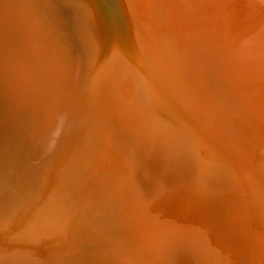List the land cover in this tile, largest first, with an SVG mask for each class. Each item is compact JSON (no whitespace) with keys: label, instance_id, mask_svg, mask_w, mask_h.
Wrapping results in <instances>:
<instances>
[{"label":"rangeland","instance_id":"obj_1","mask_svg":"<svg viewBox=\"0 0 264 264\" xmlns=\"http://www.w3.org/2000/svg\"><path fill=\"white\" fill-rule=\"evenodd\" d=\"M40 1L41 0L37 2ZM102 1L107 2L104 4ZM108 1L109 0H55V4L49 2L50 6H48V0L47 2L46 0H42L40 2L41 5L38 3L41 8L44 9L43 5H45V9L47 7H49V9L47 8L48 10H43L41 12L38 11L41 9L39 8V5L36 8L32 7L33 9L30 6H19V8H29L30 10H28L30 13L35 12L39 14L38 19H36L30 17V14L27 13L26 15H23L21 20H27V22L31 23V21L39 22L41 19V21H43L42 28L44 29V27H46L47 29V32H44L47 37L45 39L46 44L44 46L46 47L48 53L46 52V49L44 50V48H42L41 51L43 52V56L40 55L42 58V64H44V67L46 68V73L37 75L38 82L41 81L40 79H42V82H46L47 86L45 87L46 89L41 88L38 90L37 96L33 98L29 97L28 93H21L22 100H20L17 103L18 106L15 107H12L10 102L5 99L4 95L7 93L4 92L3 94L2 92L3 98H1L2 100L0 101V117L2 118L8 116L7 118H9V121L0 127V136H2L0 137V149L3 147L10 150L12 148L10 150L12 154L10 155L11 158L9 156V159H6L0 163V204L7 200L11 196L10 194H13V192L16 193L13 194L12 200L7 205V207L0 208V264H99V262L101 264H149L151 262L153 264H159L157 254L153 256L148 253L149 255L146 257L141 251L144 248H147L148 252H156L159 248L157 238H160V234H163L162 232L164 231L159 227V225L162 224L165 228H169L170 230L177 226H181V224H183L182 222L185 206L186 213L188 214L189 211H193L194 206L200 208V201L204 208H211L210 211H213L214 208L217 210H214L215 213L209 212L207 215V223L209 221L214 227L211 228V225L208 226L205 224L200 228L201 232L209 239V243L212 244V247L217 243V240L222 238L221 240L224 239L223 241L228 244V248L232 249V252L237 250L235 254L231 252V258L224 263H222L223 261L221 260L219 262L217 257L211 256L210 264H264V175L257 176L255 174V168L252 164L255 159L253 155L251 156V153L256 151V149H260L258 145H254L256 143L253 141H264V128L260 124L261 122L258 121L253 115L249 116L253 119V123L249 120H246L244 117H242L244 120L239 119V115L235 106L231 105L232 103L230 98L231 93H235L243 99H246L253 110L264 114V107L262 106L263 104L260 95L253 93L250 91V89H247L246 93L240 94L237 91V88L241 86L236 87L240 84H237L236 79H239L242 72L246 76H251L254 86L264 92V65L262 64L261 57L263 54L264 58V0H185L187 4L192 5L194 8L197 22L199 24L203 23L205 26H207L210 33L212 48H207L203 40L204 44L202 51H194L196 58L200 60V62H198L194 57L195 63L194 60L190 58V55H193L191 46H183L182 43H178L175 36H173L176 35V33L170 34L166 30L168 28L170 31L175 32L174 29H176L174 24L171 22V19L174 20L175 18L173 14L176 13L173 12V14H170V12H167L166 9L167 3L173 4L172 2L170 3V0L168 2L166 1L167 3L165 5L161 3L160 0H138L139 4L136 8L133 4L131 5L130 1L132 0H110V4ZM115 1H117V5L112 4V2L115 3ZM3 2L6 4L8 2L12 3L13 1L11 2V0H2L0 4V17L2 16L0 20V30L3 33L2 35L0 32V36H2L0 39L4 38V41L2 40V42H0V57L2 60H25L27 63L33 62L32 59L34 58L39 59L40 56L37 57L35 49L21 44L19 42L20 40H18L14 34V31H16L14 28H16V26L12 23V21H15L16 18L19 21V17L21 16L16 10L18 9V6H12L10 8V5L7 4L6 8ZM44 2H46V4ZM67 3H76L83 7L85 6V9H83L82 12L84 11V14H88L86 18H82L84 23L88 26L85 32V37L91 46V50H93L92 47L96 49L97 55L94 59H92L93 61L90 63L88 71H91L92 74L94 73V78H98V87L103 86L101 88L104 89L107 86V83L109 88L115 85V83L120 85L130 81L131 77H129L126 72L128 70V66L132 69V65L134 66V64L135 68L139 70V73H141V66L143 64L146 65L151 80L158 84L156 78L152 79V75L155 73L153 70L155 69L158 73V76L160 77V80L165 82L170 87V89L172 88L177 95H180L181 99L182 96L185 98V94H188L193 100L196 101L197 104L200 103V108L203 110L201 112L204 114V118L210 121L209 123L212 133L217 136L218 139H220V141L215 144V148L217 150L216 157H220L219 160L221 162H227L232 166L235 165L237 161H240L244 164L248 163V169H250L251 176L247 173L243 175L242 171H239L240 176L243 177V181L246 183L241 185V189L232 196V198L236 197L240 195L244 189H246L245 194L247 198L253 201L252 206H250L252 201H249L250 204L248 205L246 203L245 205L243 204V207L247 205L245 208H243L245 214L247 215H245V217L243 216L242 219L246 218L254 233L252 235V240L248 239V245L246 244V241L244 242V236L247 238L246 232L239 223L232 222L228 225L227 222V224L218 223L215 225L213 222H216V219L223 214L224 209L222 210V208L224 207L225 203L226 207H232V203L226 202L227 199L219 193V190L224 191L226 188V190L232 188V184L231 182L229 183V179L226 178L223 180L227 172L222 170L224 173L223 176L222 174H220L221 176L219 175L220 177L214 175L215 180L211 178L213 180L211 186L213 189H219L218 191H210V189L204 190L202 188L203 192H201L195 186V188H192L191 185V187L186 188L184 191H182V193H179V190L177 189L181 185H184V182L195 181L191 180L190 176H188L189 178H186V176L183 177L180 175L179 171L174 170L178 167H176L177 164L180 165V161H184L187 158L186 154L188 153L179 149L180 151L175 150V152H173L174 155H172L174 157L169 153V151L167 153L165 152L158 154L157 156L155 153H152L151 155L149 154V156L145 158L144 166L140 169V171H138V169L136 171V166L129 159V155H127L124 150L126 145L130 144L128 142L129 140H127V135H125L126 133L121 135L120 133L122 132L119 126H116L117 124L114 125L115 123H111L109 120H106L105 122L96 120L92 126L84 128V123L81 121L76 123L75 120H73L74 117H72L73 121L71 120V122V114L68 113L61 122L62 132L59 131L61 138L58 137L55 139L57 134L53 137V139H55L54 142L57 140V143L55 142L56 144H53L54 147L52 148L54 149H52L50 146L48 151L43 153L44 155L33 156V159L35 160L34 163L36 164L32 162L28 165H31L30 168L32 167V169H34L35 165H40L41 167L39 168L36 166L37 169L39 168V170H37L35 167V173L33 171V180L35 181L33 183L34 185L31 186L33 189L30 187L26 191L20 190L17 192L18 189L16 190L14 188V184L17 182L15 178L16 174H19L17 176L20 177L21 173L28 174L31 170L27 171L28 168H26V165L23 164L25 161L24 158L27 154L23 135L17 138V133L14 132L15 130L12 131L11 128H14V123L19 120L24 122L25 125L29 126L34 125L35 122L39 123L43 118H46L50 114L51 108L53 107L55 101L66 92L68 81H70L69 79H71V76L74 72V62L76 63L78 51L76 42L72 39L67 31L68 23L64 17V8H61ZM101 3H103V6L99 5ZM91 4L94 5L92 6ZM113 8H115V10H111ZM10 9L13 10V13ZM35 9L37 12L34 11ZM136 9H139L138 12L144 13V17L146 13H155V17L160 18L159 20H164L162 15L165 14V22L164 24H159L160 28L157 27L154 21H152L153 23L149 22L152 26L150 32L152 31L151 34L154 35V46L149 47V50L157 52V50H155L156 47L158 48L159 54L161 49L159 54L160 59L162 57L164 59H168V57H164V54L167 52L166 55L168 56V51L171 52L169 57L173 56L179 59L178 62L180 65L178 68H176L177 65L174 64L175 61H177L176 58L174 61L169 63L165 60L160 61L159 65L156 61L152 66L150 62L147 61L146 57H144L145 60H143V58L137 59L136 52L141 49L135 41L136 38H138V36L143 33L141 25L143 26L144 23L142 22L140 25L137 22L140 20H137L139 17L136 13ZM227 9L230 10V17L225 16V11ZM131 10L133 11V14L135 13V16L132 15ZM14 11L17 12V15ZM45 11L47 14H45ZM241 11L242 13H240ZM111 12H113V14ZM69 13H71L72 16L78 15L77 11L72 7H69ZM123 14H125L124 17ZM40 15L43 16L40 17ZM6 16L9 17V20ZM4 18H6L7 21ZM109 18H112L114 24L113 22L109 23L107 21ZM43 19H45V21ZM117 21H119L121 24H119ZM116 22L119 25H116ZM4 23L6 25H4ZM7 23H9V27ZM1 26L3 27L1 28ZM239 27L241 28L239 29ZM52 28H54L53 30L55 31L52 30L53 32L51 35V32H48L49 30L51 31ZM88 29H90V31ZM121 29L123 31H121ZM178 29L177 34L179 32ZM9 30L11 31L9 32ZM91 32L95 36V41L92 39L93 35H90ZM7 35H9V39ZM57 36H59V38ZM12 39L13 41H11ZM12 43L15 44V46ZM94 43L95 45H93ZM116 46L119 48H116ZM118 51L122 58L124 56L123 59L126 58L125 60L121 61L122 58L118 54ZM121 52L123 54H121ZM188 54L189 63L186 59L187 57L185 60L182 59V57L187 56ZM209 55L216 56L217 58L221 59V62L215 63L208 60L207 57ZM246 60L248 65V73L246 71L240 70L245 66L244 64ZM112 63H114L113 66L110 65ZM26 68L28 69V67ZM135 68L133 70H135ZM71 71L72 73H70ZM174 72L177 74V79L181 82L179 84L180 86L178 85L175 75L173 74ZM99 73L103 76V78L99 76ZM144 78L146 81L153 83L151 80H149L150 78ZM42 82L40 84H42ZM91 82L93 83V80ZM113 82L115 83L112 84ZM157 86L158 85H155V87L159 89ZM34 87L36 88L39 86ZM108 88L106 87L105 89ZM78 89L79 88L76 87L78 94H85L83 90L79 89L81 91L80 92ZM93 89L95 88L93 87L92 90ZM151 90L152 91H149V93H143L144 95L142 96L148 100L147 104L151 102V105L153 106L155 101L156 103L158 101L160 90L156 92L153 87ZM125 93L129 96L128 101L130 103L128 102V104L130 105L134 90H127ZM185 99V103H182V108L188 111L191 107L188 104L189 100L186 99V103ZM156 103L154 105V109L156 110L157 114L166 113L168 108L166 105H172L168 103V101L166 102V105L164 104V106H162L160 103ZM132 110L134 111V109ZM134 113L138 112L135 110ZM235 114H237L238 117H236ZM112 120L113 119H111V121ZM191 121L192 120L190 119L189 122L191 127L195 128ZM98 123L99 126L97 125ZM37 125H34L33 127L31 126V128H36ZM103 125L105 126L102 127ZM107 125H109V130ZM113 126H115V128H113ZM105 127L106 130L104 129ZM163 127L166 128L167 126ZM116 128L120 131L117 132ZM7 129H11L9 134ZM106 131L107 134H105ZM114 131L117 132L116 135ZM109 132L111 134L113 133V135H109ZM104 136L106 140L102 138ZM113 136L116 137L114 138ZM117 137L120 138L118 139L119 141H117ZM111 138H114V140L116 139L118 144L114 143ZM59 139H61L62 143L58 141ZM4 141L6 144L3 143ZM100 142L104 144L103 147ZM107 142L110 143L108 144ZM111 143H114V145H117V147H111L110 149L111 145L114 146ZM206 143H203V145L208 148ZM98 145H100L101 148H99L100 146ZM106 145L108 148H106ZM102 148L107 153H105L104 150L99 153V149L102 150ZM190 154H188V156ZM213 154L214 153H212V155ZM89 155H92L91 157L93 159L90 158ZM172 158L176 161L172 160ZM195 158L197 157L193 155L192 159L197 161L198 158ZM118 160L122 161H120L121 163L119 165ZM251 160L253 162H251ZM166 165L167 167H164ZM117 172L119 176L117 175ZM120 174L121 177L124 175L122 177L124 178L123 180L120 177ZM172 175L176 181L179 179L180 180L177 182H172ZM228 176L229 175L227 173V177ZM218 177L221 180H219ZM181 180L183 182H181ZM133 181L134 183L131 184ZM222 181H227L228 184H231L229 185L231 188L227 186V182L225 184ZM140 183L141 187L139 186ZM213 183L216 184V186ZM142 184L147 185L148 187H144ZM146 188L149 189V192L146 191ZM141 189L143 190L141 191ZM137 190L139 192H137ZM147 193H149V198ZM145 196H147V198ZM200 196H202V198H200ZM211 197H213V199ZM168 199L170 200L168 201ZM219 202L221 206L219 205ZM240 203L242 202L240 201ZM168 204H170V206H168ZM162 211L163 214H161ZM221 211L222 213H220ZM168 222L170 223L168 224ZM228 226L230 228H228ZM3 228L6 230V234L1 233ZM4 229L3 231L5 232ZM214 229H219V232ZM200 230L198 229L199 233ZM225 232L228 234H225ZM241 232H244V236L241 234ZM4 234L5 236H3ZM218 236L220 239H218ZM214 237H216V239ZM160 241H162V243L166 242L162 238H160ZM241 250H243L245 253ZM239 252H242L243 255ZM191 255L192 254L187 251L178 252L174 261L177 263L174 264H197L198 261L196 257ZM200 258L202 259L203 264H209L207 259H205L203 256ZM216 261L219 263H216Z\"/></svg>","mask_w":264,"mask_h":264},{"label":"bare ground","instance_id":"obj_2","mask_svg":"<svg viewBox=\"0 0 264 264\" xmlns=\"http://www.w3.org/2000/svg\"><path fill=\"white\" fill-rule=\"evenodd\" d=\"M1 1H0V4H1ZM37 1H39V0H16V1L15 0H11L12 3H9V2L6 3V4L4 2L3 3L5 4V7H6L7 4L10 5V8L12 6H18V9H16V8L15 9L18 11V14L21 15L20 17L18 16L19 17V21L17 20V18L15 19V21H12L10 19L12 21V23L16 26V28H14V29L17 32L14 31V34H15L16 38H18V40H20L19 42L21 44H23L25 46H29V48L35 49V53L37 54V57H39L40 55L43 56L42 55L43 52L41 51V49L42 48H44V50L46 49V47L44 45L46 44V40L45 39L47 37L44 34V32L46 33L47 32V29H46V27H44V29L42 28L43 27L42 26V22L43 21H41V19H40L39 22H33V21H31V23L27 22V20L26 21L23 20V19L21 20V18L23 17V15H26L27 13L30 14V17H33V18H36V19H38L39 14H37L35 12H31L30 13V11H29L30 9L29 8H24V7H20L19 8V6H30L31 8L32 7L33 8H36V7H38V5L40 4V2L42 0L40 2H37ZM89 1H95V0H89ZM109 1H108V3L110 4L111 2H109ZM160 1H161V3H163L165 5L169 0H160ZM46 2H47V0H46ZM46 2H44V3L46 4ZM49 2L52 3V4H55V0H48V4H49ZM96 2H98V1H96ZM106 2H103V3L105 4ZM116 2L117 1H115V3L112 2V4L114 5V4H116ZM130 2H131V5L133 4L135 6V8L139 4L138 3V0H132ZM171 2L173 4H169V3L166 4V7H167L166 9H167V12H170V14H173V12L176 13V14H173L175 16L174 20L171 19V22L174 24V26H175L176 29H174L175 32L170 31L168 28L166 30L170 34H175L176 33V35H173V36H175V38L177 39L178 43H180V44L182 43L183 46L184 45L191 46V50H192L194 56L193 55H190V58L192 60H194V63H195V59H196V61L200 62V60H198L196 58L195 52L202 51L203 44H204L203 43V40H204L205 45H206L207 48H209V49L212 48V46H211V40H210V33L208 31L209 28L207 26H205L203 23L202 24H199L197 22V20H196V13L194 12L195 11L194 8L192 7V5L187 4L185 2V0H170V3ZM77 3H79V2H77ZM90 3H94V2H90ZM103 3H101L99 5L101 6ZM52 4H51V6H52ZM3 5H2V7H3ZM48 6H50V4ZM43 7H44V9H42L41 6H40L39 8H41L42 10L40 9L38 11L41 12L43 10H48L49 9V7H47L48 9L47 8L45 9V5H43ZM69 7L74 8L77 11L78 15L72 16V14L69 13ZM94 7H96V6H94ZM109 7H111V6H109ZM0 8H1V5H0ZM61 8H64L63 9L64 15H65L64 17L66 18L67 23H68L67 31H68L69 35L72 37V39L76 42V47H77V51H78L77 55L78 56H77L76 63L74 62V64H75L74 72H73V74L71 76V79H69L70 81H68L67 88H66V92L64 93V95H62L59 99H57L55 101L53 107L51 108L50 114L46 118H43L42 121H40L39 123H36L35 122L34 125H37L38 124L36 126V128H31V126L33 127L34 125H29V126L28 125H25L24 122L20 121L18 118L17 119L19 121H17L16 123H14V128H11L12 131L15 130L14 132L17 133V138L19 136L23 135L25 150L27 151V154H26V156L24 158L25 159L24 163L23 162H21V163H23L24 165H26V168H28L27 171H30L31 170L30 173H28V174L21 173L20 177L17 176L19 174H16V177L15 178H16L17 182L14 184V188L16 190L18 189L17 192L20 191V190H22V191L25 190L26 191L32 185H34L33 183L35 181L33 180V171L35 170V167L37 165H35V167L32 165L34 167V169H32V167L30 168L31 165L30 166H28V165L30 163H32V162L33 163L35 162V160L33 159L34 158L33 156H35V155H37V156L44 155L43 153H46L48 151V149H49L50 146H51V148L54 147L53 144L57 141L56 140L54 142V140L57 139L58 137H60L59 131L62 132L61 131V128H62L61 122H62L63 118H65L68 113L71 114L70 121L72 120V117H74L73 120H75L76 123H78V121H81L82 123H84L83 124L84 125V128L85 127L87 128L88 126H92L93 123L96 122V120H101V121H104V122L106 120H109L111 123H115L114 125L117 124L116 126H119V128L121 129V132H122V133L119 132L121 135L123 133H126L125 135H127V137H128L127 140H129L128 142L130 144L129 145H126V147L124 148V150L127 153V155H129V159L136 166V168H135L136 171H137V169H138V171H140V169L145 164V158L148 157L149 154L151 155L152 153L153 154L155 153L156 156H157L158 154H162V153H165V152L167 153L169 151V153L172 155L173 152H175V150L177 151L179 149H181L182 151H186L188 154L191 153L189 156H188V154H186V157L187 158L185 157L186 159L184 161H180V165L177 164L176 167L177 166L178 167L176 169H174V170L179 171L180 175L183 176V177L186 176V178H187L188 176H190L191 180H195V181H193V182L192 181L184 182L183 183L184 185H181L177 189V190H179L178 191L179 193H182V191H184L186 188L191 187V185H192V188L195 186L201 192H203L202 191V188L204 190L210 189V191H218L219 189H217V190H216V188L213 189V187L211 186L212 181L215 180L214 179V175L215 176L216 175L219 176L220 174H222V176H223L224 173L222 172V170H224L225 172H227L229 176L227 177V173H226V175H225V177H224L223 180H225L226 178L229 179V183L231 182L232 188H231V186H229L231 184H228V182L226 181L227 182V186H229L232 190L231 189L226 190L227 189L226 188V189H224V191H220L219 190V193L222 194L223 197L227 199L226 202L232 203L231 204L232 207L231 206L229 208L226 207V205H225L226 203H225L224 204V207L222 208V210L224 209L223 210V214L220 215V217H218L216 219V222L215 221H213V222L215 223V225H217L218 223L227 224V222H228V225H229V223H232V222L233 223L234 222L239 223L240 226L246 232L247 238L243 235L244 232H241V234L244 236V242L246 241V244L248 245V239H251L252 240V238H253L252 235L254 233H253V231H252V229L250 227L249 222L246 220V218H244V219H242V218H243V216L245 217V215H247V214H245L243 208H245L248 204H250L249 201H252V200H249V198H247V196L245 194V190L246 189H244L240 195L232 198V196L234 194H236L241 189V185H243L244 183H246V182L243 181L244 180L243 177L240 176L239 171H242L243 175L246 174V173L250 175V169H248L249 168L248 167V163H246L247 164L246 165V164H244V163H242L240 161H237V163L232 166V165H229L227 162H221L219 160L220 157H218V156L216 157L217 150L215 148V144L218 141H220V139H218L217 136H215L212 133L211 126H210V123H209L210 121L208 119L204 118V114L201 112L203 110L200 108L201 107L200 106V103L197 104L196 101L193 100L188 94H185L186 95L185 98L187 100H189V103L188 104L190 105L191 108L188 111L185 110L184 108H182V106H183L182 103H185L184 102V99L185 98L182 96V99H181L180 95H177L172 88L170 89V87L165 82L161 81L160 80V77L158 76V73L156 72L155 69L153 70V72H155V73L152 75V79H155L156 78L158 84H156V82H153V80H151L150 75H149V72L147 70L148 68H147L146 65L143 64L141 66V69H140V72L141 73H139V70L135 68V64H134V66L132 65V69H131V67L128 66V70L126 72L128 74V76L131 77V80L130 81H128V82H126L124 84H120L122 86L117 85V83L113 82L112 84L115 83V85H113V86H111L109 88H108V83H107V86L106 87L108 89H105L106 87L104 89L101 88L103 86H101V87L99 86L98 87V85H99V84H97V82H99L98 78L97 77L94 78V73L92 74L91 71H88V67H89L90 63L93 61L92 59H94L95 56H97V55H96V49L94 47H92L93 50H91V46H90L89 42H87V39L85 37V32H86V29L88 27L84 23V20L82 19V18H86L88 16V14H84L83 13L84 11L82 12V10L85 9V6L83 7V6H81L79 4H76V3H71V4H68L67 3L66 5H64ZM10 10L13 13V10L12 9H10ZM111 10H115V8H113ZM34 11H36V9ZM120 11H122V10H120ZM138 11H139V9L136 12L138 14V17H139V19H137V20H140V21H137V22L140 25L142 24V22L144 24H143V26L141 25L142 30H143V33H141V35H139L138 38H136V41H135V42H137V44L139 45V48L141 49V50H138V52H136L137 59L138 58L139 59H142L143 58V60H145L144 57H146L147 58V61L150 62L151 66L156 61H157L158 65H159V62L160 61H164L165 60L168 63L174 61V59L176 57H173V56L169 57L170 54H171V52H169V51H168V56L166 55L167 52H165V54H164V57H168V59H164L162 57L161 58L162 60H161L160 59V55H159L161 49L159 51V54H158V48H156V47H155V50H157V52L156 51L153 52L152 50H149V47H153L154 46V35L151 34L152 31L150 32V30L152 28V26L150 25V23L152 21H154L156 23L157 27L160 28L159 24H164V22H165V18H164L165 17V14L162 15L164 20H162V19L159 20L160 18L155 17V13H149V14L146 13V15L144 17V13H141V12H138ZM8 12H9V9H8ZM52 12H54V11H52ZM5 13H6V11H5ZM16 13L17 12H15V14ZM111 13L113 14V12H111ZM131 13H132V15L135 14V13L133 14V11L132 10H131ZM240 13H242V11ZM45 14H47L46 11H45ZM124 15L125 14H123V17H124ZM42 16L40 15V17H42ZM225 16L226 17H230L231 16L230 10L227 9L225 11ZM1 17H0V20H1ZM9 17H7L8 20H9ZM168 17H169V14H168ZM59 18H61V17H59ZM4 19L7 21L6 18H4ZM43 20L45 21V19H43ZM98 20H100V19H98ZM35 21H38V20H35ZM49 21H47V22H49ZM107 21L109 23L113 22L112 21V18L107 19ZM117 22L119 23V21H117ZM117 22L115 23L116 25L118 24ZM7 24H8V27H9L10 26L9 23H7ZM113 24H114V22H113ZM119 24H121V23H119ZM4 25H6V24L4 23ZM178 26H179V29H178ZM196 26L199 28L200 31L198 30V28ZM2 27L3 26H1V28ZM240 28L241 27H239V29ZM12 29H13V26H12ZM53 29L54 28H52L51 31L49 30L48 33L51 32V35H52V32L55 31ZM177 29L179 30L178 34H177ZM88 30L90 31V29H88ZM10 31L11 30H9V32ZM121 31H123V30L121 29ZM0 32H1V30H0ZM88 32H87V35H88ZM121 34H122V32H121ZM2 35H3V33H2ZM57 35H58V33H57ZM90 35H93L92 32H91ZM7 36H8V39H9V35H7ZM0 37H2V36H0ZM57 37L59 38V36H57ZM94 37L95 36L93 35V38L92 39L95 41V38ZM121 37H123V36H121ZM6 39H7V37H6ZM0 40H1L0 42H2V40L4 41V38L3 39H0ZM11 41H13V39ZM70 41H68V42H70ZM13 45L15 46V44H13ZM93 45H95V43ZM8 46H9V44H8ZM10 46H11V44H10ZM122 46H123V44H122ZM116 48H119V47L116 46ZM114 49H113V51H114ZM46 52H47V49H46ZM9 53H11V52H9ZM118 54H119V51H118ZM121 54H123V53L121 52ZM25 55H26V53H25ZM32 55H34V54H32ZM183 55H185V54H183ZM41 56L39 57L40 60L34 58V59H32L33 62H30V63L29 62L27 63L25 60L24 61H21V60L20 61H18V60H5V59L2 60V58L0 57V101L2 100L1 98H3L2 95L4 94V92H6L7 94L4 95L5 96V99H7L10 102V104H11L12 107L13 106L15 107V106H18L17 103L20 100H22V98H21L22 97V94L21 93H23V92L25 94L28 93V96L31 97V98H33V97L37 96L38 90H40L41 88L46 89L45 88L47 86L46 85V82L43 83L42 82V79H40L41 81H39V82L37 80L38 79V76L37 75H42V73H46V68L44 67V64H42V61H41L42 58H41ZM7 57H9V56H7ZM120 57H121V55H120ZM194 57H195V59H194ZM261 57H262V64L264 65L263 54L261 55ZM113 58H114V55H113ZM123 58H124V56H123ZM123 58L121 59V61H123V60L126 59V58L125 59H123ZM185 58L187 59V61L189 63V54L187 56L182 57V59H184V60H185ZM207 59L210 60V61H213L215 63H220L221 62V59L217 58L214 55H209L207 57ZM112 60H114V59H112ZM110 61H111V59H110ZM178 61H179V59H177V61H175V63H174V64L177 65L176 68H178V66L180 65ZM114 63H112L110 65L113 66ZM118 63H119V61H118ZM244 65L245 66L243 68H241L240 70L241 71H246L248 73V71H247V67H248L247 60L245 61V64ZM137 66H138V64H137ZM26 67H28V69ZM108 67H104V68H108ZM134 68H135V70H133ZM138 68H139V66H138ZM125 69H127V68H125ZM104 71H106V70H104ZM113 71H114V69H113ZM70 73H72V71ZM107 73H109V72H107ZM173 74L175 75V78H176L177 83L179 85L181 82L177 79V77H176L177 74L175 72ZM194 75H195V73H194ZM99 76H101V78H103V76L100 75V73H99ZM108 76H109V74H108ZM143 76L144 77H147L148 79L150 78L149 80H151L153 83H150V82L146 81V79ZM189 76H191V75H189ZM106 77H107V75H106ZM105 79H107V78H105ZM92 80H93V83L91 82ZM123 80H124V78H123ZM236 81H237V84L240 83L236 87L241 86V87L237 88V91L240 94H244V93L247 92V89H250V91H252L253 93L261 96L262 104H263L262 106L264 107V92L262 90H260L259 88H257L256 86H254L251 76H249V75L246 76L245 74H243L241 72V76L239 77V79H236ZM41 82H42V84H40ZM111 82H112V80H111ZM193 82H194V80H193ZM131 83H132V85H131ZM118 84H119V82H118ZM155 85H158L157 87L159 89H157L155 87ZM34 86H39V87H36L35 88ZM56 86H57V84H56ZM76 87L79 88V89H81V90H83V92H85V94H83V93L78 94L77 91H76ZM93 87L95 89L92 90ZM152 87L154 88V90H156V92L158 90H160V95H159V98H158L157 103L155 101L156 104L160 103L162 106H164V104L165 105L167 104L166 103L167 101H168V103L172 104V105H168V104L166 105V106H168L166 113L157 114L156 113V110L154 109L155 103L153 104V106L151 105V102H149L147 104L148 100L145 99V97L142 96V95H144L143 93H149V91H152L151 90ZM131 89L134 90V93H133L132 102L129 105L128 104V102H129L128 101L129 96L125 93V91L126 92H127V90L128 91L129 90L131 91ZM2 92H3V94H2ZM18 92H20V93H18ZM230 98H231V103H232L231 105H234L235 106L236 111H237V113L239 115V119L244 120L242 118V117H244L246 120H249L250 122L253 123V119L251 117H249L250 115H253L258 121L261 122L260 124L264 128V114L263 113H258L257 111L253 110V108L249 105V102L246 99H243L242 97H240L239 95H237L235 93H231ZM186 99H185V101L187 103V100ZM202 103H203V101H202ZM132 109H134V111L136 110V112H138V113H134V111ZM238 115L235 114L236 117H238ZM15 116H16V114H15ZM7 117L8 116L2 117V118L0 117V127L3 126V125H5L9 121L8 120L9 118H7ZM111 119H113V120L111 121ZM190 119L192 120L191 122L193 123V125L195 126V128L191 127L190 122H189ZM65 122H67V121H65ZM99 123L97 124L98 126H99ZM104 126L105 125H103L102 127H104ZM108 126L109 125H107V128L109 130V127ZM163 126H167V127L164 128ZM113 128H115V126H113ZM11 129H9V130L7 129L8 134H9V131H11ZM104 129L106 130V127ZM116 130H117V128H116ZM118 131H120V130H117V132ZM101 132H102V129H101ZM117 132H115V135H116ZM56 134H57V137L55 139H53V137L56 136ZM105 134H107V131H106ZM96 135H97V133H96ZM109 135H113V133L112 134L110 133ZM117 136H118V134H117ZM0 137H2V136H0ZM113 137L115 138L116 136H113ZM102 138L105 139V136L102 137ZM114 138H111V139L113 140L114 143H117L118 144L117 141H119L118 139H120V138L117 137L116 138L117 141H116V139L114 140ZM123 138H124V136H123ZM58 141L61 142V139H59ZM104 142H106V141H104ZM110 142H107V143L109 144ZM206 142H208V143H206ZM253 142L256 143L254 145H258L260 147V149H256V151H254L253 153H251V156L253 155L254 156V159H255L254 162H253L252 161L253 160V157H252L251 162H253L252 164H253V167L255 168V170H254L255 171V174L257 176H261V175H264V141H262V140L256 141L255 140ZM3 143H5V141ZM114 143H111V144L114 145ZM203 143H206L208 145V148L205 147L203 145ZM98 146H100V145H98ZM103 146H104V144H102V147ZM111 147H117V145H114V146L111 145L110 146V149H111ZM99 148H101V146ZM106 148H108V146ZM52 149H54V148H52ZM10 150H8L7 148H3V147L0 149V163L2 161H5L6 159H9V156L12 154V152H10ZM103 150H104L103 148H102V150L99 149L98 152L100 153ZM106 150H108V149H106ZM192 152H193V155L198 158L197 161H195L194 159H192V157H193ZM105 153H107V152L105 151ZM212 153H214V154L212 155ZM38 154H40V155H38ZM53 155H54V153H53ZM109 155H111V154H109ZM91 156H90V158H92ZM99 157H100V154H99ZM10 158H11V156H10ZM113 158H115V157H113ZM197 158H195V159H197ZM108 159H110V158H108ZM151 159H152V157H151ZM168 159H169V157H168ZM175 159H176V157H175ZM41 160H43V159H41ZM114 160H116V159H114ZM172 160H174V159L172 158ZM176 160H174V161H176ZM108 161H110V160H108ZM118 161H119V163H118V165H119L122 161L121 160H118ZM174 161H173V163H174ZM108 163H106V164H108ZM34 164H36V163H34ZM171 164H172V162H171ZM37 167L41 168L40 165L37 166ZM37 167H36V169H37ZM116 167H117V165H116ZM164 167H167V165L164 166ZM256 167H257V169H256ZM39 168L37 170H39ZM37 170H36V172H37ZM116 171H117V169H116ZM34 173H35V171H34ZM117 175H118V172H117ZM166 176H167V174H166ZM120 177H121V174H120ZM172 177H173V175H172ZM174 177H175V174H174ZM174 177H173V179H174ZM219 177H218V179H219ZM211 178H213V180ZM123 179L124 178H122V180ZM173 179H172V182L173 181L175 182L176 179H174V180ZM179 180H177V181H179ZM219 180H221V179H219ZM181 182H183V181L181 180ZM222 182H224V181H222ZM226 182H224V183L226 184ZM133 183H134V181L131 184H133ZM127 184H129V183H127ZM147 184H149V183H147ZM134 185H136V184H134ZM140 185H141V183L139 184V186ZM173 185H175V184H173ZM214 185L216 186V184H214ZM142 186L148 187L147 185H143V184H142ZM9 188H10V186H9ZM31 188L33 189V187H31ZM130 188H131V186H130ZM135 188H136V186H135ZM11 189H13V188H11ZM142 190L143 189H141V191ZM146 191L149 192V189L146 188ZM258 191H256V192H258ZM137 192H139V191L137 190ZM259 192H261V191H259ZM3 193H4V191H3ZM14 193H16V192H13V194ZM6 194H7V191H6ZM13 194H10L11 196L8 194L10 197L8 198V196H7L8 199L7 200L4 199L5 201L2 204H0V208L7 207V205L12 200ZM143 194H142V196H143ZM148 194L149 193H147V196H148ZM147 196H145V197L147 198ZM154 197H152V198H154ZM148 198H149V196H148ZM200 198H202V196H200ZM211 198L213 199V197H211ZM255 199H257V198H255ZM169 200L170 199H168V201ZM214 201H216V200H214ZM240 201L242 203H240ZM170 202H172V201H170ZM208 202H210V201H208ZM245 203L247 205L245 207H243L245 205ZM252 203H253V201L251 202V205L250 206H252ZM219 205H220V202H219ZM168 206H170V204H168ZM215 207H217V206H215ZM207 208H204L201 205V201H200V208H198L197 206H194L193 211L192 212L189 211L188 214H187L186 213V206H185V212L183 214V222H182L183 224H181V226H177L174 229H171L170 230L169 228H165L162 224L159 225V227L162 230H164L162 232L163 234H160L159 237L162 238V239H164L166 242L165 243H162V241H160V238H157V242L159 244V248H158V250L156 252H153L151 250H150L151 252H148V249L147 248H144L142 251L141 250L140 251L142 253H144V255L146 257L149 254H151L153 256L155 254H157V258L159 259V264H174V263H177V262H174L175 261L176 254H178V252H182V251H187L190 254H192L193 256H195L196 259H197V261H198L197 264H203V261L200 258L201 256H203L205 259H207V261H208L209 264L211 262V260H210L211 256L217 257L218 260H219V262H220V260L223 261L222 263L227 262V260L231 258L232 253L235 254V252L237 250L235 252L234 251L232 252V249H229L228 248V244L225 241H223L224 239L221 240L222 238L220 239L219 236H218L219 237L218 239H220V240H217V243L215 245H213V247H214V249H213L212 244L209 243V239L207 238V236L204 235L201 232V230H200V228L202 226H204L205 224L208 225V226L211 225L209 221L207 223V220H208L207 219V215L209 214V212L215 213V211H217V210H215L216 208H214V207H213L214 208L213 211H210L211 208L210 209L209 208L207 209ZM247 208H249V207H247ZM52 209H54V208H52ZM228 209H229V212L230 213L228 212ZM248 210H250V209H248ZM220 213H222V211ZM161 214H163V211H162ZM63 215H64V213H63ZM167 221H169V220H167ZM169 223L170 222H168V224ZM213 227L214 226L211 225V228H213ZM218 227H220V226H218ZM228 228H230V227L228 226ZM3 229H2V232L1 233H5L6 234V230L4 229L5 230V232H4ZM198 229L200 230V233L198 232ZM209 230H211V229H209ZM214 230H217V232H219L218 231L219 229H214ZM212 231H213V229H212ZM5 234L3 236H5ZM225 234H228V233L225 232ZM230 234H231V232H230ZM78 236H79V233H78ZM228 237H229V235H228ZM214 238L216 239V237H214ZM226 238H225V240H226ZM230 248H231V246H230ZM236 249H237V247H236ZM241 251L244 252L243 250H241ZM242 252H239V253H242ZM242 255H243V253H242ZM243 258H244V256H243ZM193 262H195V261H193ZM219 262L216 261V263H219ZM212 263H213V261H212ZM99 264H101V263L99 262ZM149 264H153V263L151 262Z\"/></svg>","mask_w":264,"mask_h":264}]
</instances>
